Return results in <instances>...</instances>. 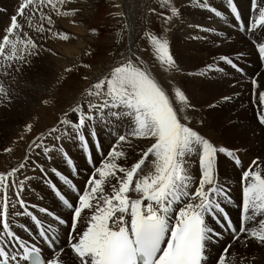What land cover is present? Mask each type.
I'll return each instance as SVG.
<instances>
[{
	"label": "snow or ice",
	"instance_id": "6c2138e0",
	"mask_svg": "<svg viewBox=\"0 0 264 264\" xmlns=\"http://www.w3.org/2000/svg\"><path fill=\"white\" fill-rule=\"evenodd\" d=\"M154 3L143 14L137 39L122 6L110 3L111 64L95 77L84 74L82 79L90 82L73 104L27 143L18 162L0 171V264H256L255 255L232 249L240 244L245 250L250 245L264 250V158L252 159L245 167L238 148L218 143L203 131V115L190 114L202 109L175 81L177 73L195 75L204 90H215L228 83L231 70L243 75L236 61L244 53L220 54L199 71L184 73L170 37L186 27L192 30L187 39L211 38L219 47L230 39L229 28L220 24L230 21L261 66V72L250 77V88L258 95L257 121L264 132V0H248L247 15L237 0H222L221 7L212 0ZM189 9L206 12L216 27L190 22ZM78 11L72 0H19L7 26L0 29V107H8L18 95L13 85L26 68L32 69L44 52L56 55L45 47L47 41L71 38L55 28L54 17ZM146 49L167 74L165 82L147 66L142 55ZM92 55L89 48L78 63L63 68L56 86L81 67L90 71L83 57ZM4 79H9L7 85ZM240 83H231L233 91L220 92L207 108L234 101ZM32 127L26 124L24 130ZM102 134L109 137L107 146ZM68 144L78 147L86 163L88 174L79 183L73 179L79 169L66 150ZM58 159L64 169L56 166ZM222 161L239 170L235 187L230 178H221ZM49 196L55 209L28 199ZM232 205L236 220L227 210Z\"/></svg>",
	"mask_w": 264,
	"mask_h": 264
},
{
	"label": "rangeland",
	"instance_id": "374dc122",
	"mask_svg": "<svg viewBox=\"0 0 264 264\" xmlns=\"http://www.w3.org/2000/svg\"><path fill=\"white\" fill-rule=\"evenodd\" d=\"M237 2L241 11L247 15L249 12L248 0H237ZM18 3L19 0H0V29L7 26L9 17L14 13ZM110 3H118L122 6L133 39H137L141 34L142 19L146 8L155 6L154 0H72V6L79 9L74 16L54 17L55 28L69 33L71 38L68 41L59 39L47 41L45 47L51 48L56 55L44 52L34 62L35 66L32 69L26 68L25 74L13 85L18 95L13 98V102L8 107H0V171H6L18 162L23 156L27 143L35 135L54 125L61 110H66L73 104L80 90L90 82L82 79L84 74L90 78L95 77L111 64L112 59L107 55L111 50L110 35L114 23L113 19L107 15L112 10ZM212 3L214 6L221 7L222 0H212ZM130 14L131 17L133 16L131 24L128 19ZM225 15L227 14L225 13ZM208 16L209 14L199 9H189L186 18L192 23L216 27L211 24ZM73 20L75 23L71 22ZM23 22L21 20V23ZM153 27H157V25L154 24ZM220 27L229 28L230 39L220 44L219 47L213 43L211 38L207 42L187 39V34L192 30L185 27L171 35L172 51L184 73L199 71L204 64L211 62L213 57L220 54L235 55L237 51L243 52V58L236 61L243 69V75L231 70L227 78L228 83H224L212 91L204 90L199 82L201 78L195 75L187 76L177 73L175 81L183 86V89L191 97L192 103L202 109V113L190 112V114L203 115L206 122L203 131L212 135L218 143L238 148L242 163L247 167L252 159L264 158V132L260 130L257 121V113L261 109L258 107V95L254 96L250 88V77L256 72H261V66L253 54L251 45L246 43L242 36L236 34L235 28H230V21L229 23L221 22ZM92 28H96L97 32H91ZM141 43L143 46L145 42ZM89 48L92 49L93 55L83 57V60L85 63L91 64V70L81 67L78 72L73 71L69 74L63 84L56 86V80L61 74V70L78 63L82 54ZM142 55L153 75L161 82H165L167 74L163 73L158 65H155L154 60L151 59L150 50L146 49ZM260 79L264 82V72ZM235 80L241 82L240 87L234 89L240 95L227 105H218L215 110L207 108V104L212 103L214 97L219 98L220 92L228 94L233 91L230 84ZM29 81L30 84L26 83ZM4 83L7 85L9 79H4ZM24 99L31 102V105L25 103ZM45 100L52 102L45 104L43 103ZM25 114H27L26 117ZM29 123L33 127L30 132H26L24 126ZM14 126H17V129L13 130ZM21 136H24L23 140L19 139ZM101 140L105 146L108 145L109 137L107 135L102 134ZM5 148H11L12 151L4 152ZM66 150L78 166L79 174L73 179L79 183L88 174L86 163L81 158L78 147L68 144ZM132 162H134L133 153L129 150L128 163ZM56 166L59 169H64V164L59 159ZM238 172L239 170L234 169L230 163L221 162L220 175L222 179L233 176L235 182ZM233 195L235 196L236 193L234 192ZM28 199L30 203L47 206L49 209L53 208L54 202L50 196L43 200L33 197ZM232 208L237 211L235 206L232 205ZM23 220L24 223L29 221ZM30 228L33 229V226ZM232 251L246 254L249 257L255 255L257 257L256 264H264V250L258 249L254 245H250L245 250L242 245L236 244ZM213 254L215 255V253Z\"/></svg>",
	"mask_w": 264,
	"mask_h": 264
},
{
	"label": "bare ground",
	"instance_id": "6f19581e",
	"mask_svg": "<svg viewBox=\"0 0 264 264\" xmlns=\"http://www.w3.org/2000/svg\"><path fill=\"white\" fill-rule=\"evenodd\" d=\"M133 17V16H132ZM132 17H131V14H130V16L128 17V19H129V21H130V24H131V22H132ZM237 39V38H236ZM234 54V53H233ZM69 57V56H68ZM78 57V56H77ZM59 62V61H58ZM60 63V62H59ZM63 63V62H62ZM64 67V66H63ZM24 102L25 103H28V104H30L31 105V102H29V101H27V100H25L24 99ZM29 113V112H28ZM27 113V114H28ZM27 114H25L24 116L26 117L27 116ZM23 116V117H24ZM15 117H17V116H15ZM17 126H14L13 127V130L16 128ZM19 128V127H18ZM17 129V128H16ZM20 129V128H19ZM28 142V141H27ZM7 144V143H6ZM256 157V156H255ZM123 161L121 160V163H122ZM234 179H235V177H233V176H231V178H230V182L233 184V187L235 186V182H234ZM233 206H235V205H233ZM52 207L53 208H51V209H55V204L53 203L52 204ZM228 211H229V213H230V215H231V217H232V219L233 220H236V218H237V211H235L233 208H232V206H229L228 207V209H227ZM235 212V213H234ZM22 220H23V218H22ZM23 223H24V220H23ZM30 222L29 221H26V223H24L27 227H29L30 228V226H32V224H29ZM34 229V228H33ZM17 231L19 232V234L21 235V236H25L26 237V233H24L22 230H20L19 228H17ZM65 259H67V257L65 258Z\"/></svg>",
	"mask_w": 264,
	"mask_h": 264
}]
</instances>
